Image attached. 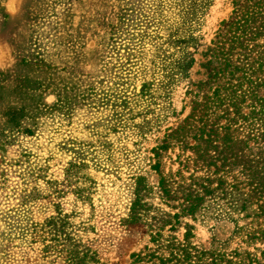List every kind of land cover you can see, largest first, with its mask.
Here are the masks:
<instances>
[{"label": "rangeland", "instance_id": "rangeland-1", "mask_svg": "<svg viewBox=\"0 0 264 264\" xmlns=\"http://www.w3.org/2000/svg\"><path fill=\"white\" fill-rule=\"evenodd\" d=\"M201 1L0 0V264H69L61 247L45 249L41 227L59 213L100 264L154 250L148 224H125L139 177L149 187L147 221L180 211L163 199L161 177L181 201L205 198L195 215L165 228V239L184 242L191 227V245L218 264H264V190L256 195L241 160L228 155L216 170L189 148L203 121L226 133V106L207 111L217 85L204 55L247 3ZM255 44L258 69L264 34ZM16 110L25 113L10 122ZM244 123L232 125L235 147L264 184V143L244 145L252 131ZM71 163L79 166L72 183Z\"/></svg>", "mask_w": 264, "mask_h": 264}, {"label": "trees", "instance_id": "trees-1", "mask_svg": "<svg viewBox=\"0 0 264 264\" xmlns=\"http://www.w3.org/2000/svg\"><path fill=\"white\" fill-rule=\"evenodd\" d=\"M201 2L204 4L207 1L202 0ZM236 6L238 5L236 4ZM223 26L225 27L218 34L219 38L215 42V48L209 49L208 54L204 55L208 60L203 64V67L209 71L210 79L217 85L212 91L210 100L207 101L209 103L207 111H217L226 106L223 118L228 121V125L222 128L226 130V133L222 134L214 127L208 128L209 125L203 121V125L196 135L197 144L189 148L203 162L211 160L209 166L216 167V170L226 166L228 155L235 159V162L241 160L240 165L244 168L249 185L256 195L263 194L264 184L261 182L256 165H253L254 160L246 162L243 149L240 147L236 149L238 140L231 132H233L232 125L245 122L244 124L248 123L247 125L251 126L252 131L247 137L248 140L243 144L247 145L252 140L257 144L264 143V130L256 128L257 122L264 124V96L259 93L261 87L264 86V79L261 80L260 77H257V73L261 72L264 67V62L262 59L259 68L256 69L257 61L251 62L254 58H250L254 48L257 47L255 42L264 34V0H247L246 5L235 12L230 22H223ZM182 42L187 43L186 41ZM236 54L244 56V63L234 62ZM193 63L194 60L187 66L191 67ZM248 100L251 101L250 108L252 110L250 114L244 115L243 103ZM24 113L23 110L11 111L9 113L10 122H17ZM212 151L216 153L217 157L211 155ZM239 151L243 154H240ZM229 164L236 165L235 163ZM78 167L75 163L70 164L66 171L67 179L71 181V178L77 176L75 169ZM159 187L167 204L179 202L178 208H175L174 205L173 209L180 211L174 215L168 213L159 216L152 215L151 221H147L151 208L145 199V193L149 187L144 177L137 179L135 199L131 204L125 224H148L149 230L152 232L151 242L156 248L153 250L147 247L145 251L132 254L130 264H218L219 261L216 257L208 252L196 250L191 245L189 241L191 227H188L184 242H179L177 238L165 239L162 234L167 226H171V229L175 227L173 221L178 222L181 217L195 215L205 199L204 196L187 194L181 201L177 199V196H173V191L164 177H161ZM82 192L83 189H77L76 193L80 194V198L85 196ZM205 194L210 195L212 191H207ZM68 218L67 215L59 213L58 216L47 220L41 227L50 236L49 241H51V244L47 245L45 249L56 251L61 247L58 252L66 254L69 264H100L97 254L76 239L77 231ZM33 229L37 230V226H34ZM253 262L250 260V264ZM226 264H232V261H227Z\"/></svg>", "mask_w": 264, "mask_h": 264}]
</instances>
